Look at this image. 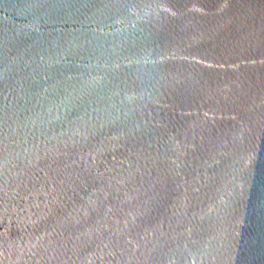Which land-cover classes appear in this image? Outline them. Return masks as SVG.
I'll use <instances>...</instances> for the list:
<instances>
[{
	"label": "water",
	"instance_id": "water-1",
	"mask_svg": "<svg viewBox=\"0 0 264 264\" xmlns=\"http://www.w3.org/2000/svg\"><path fill=\"white\" fill-rule=\"evenodd\" d=\"M0 264H264V0H0Z\"/></svg>",
	"mask_w": 264,
	"mask_h": 264
}]
</instances>
